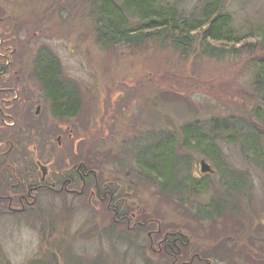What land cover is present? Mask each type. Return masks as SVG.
<instances>
[{
  "label": "rangeland",
  "instance_id": "obj_1",
  "mask_svg": "<svg viewBox=\"0 0 264 264\" xmlns=\"http://www.w3.org/2000/svg\"><path fill=\"white\" fill-rule=\"evenodd\" d=\"M198 2L180 0V5L191 12ZM224 4L238 23L264 25V0H224ZM89 10L85 0H0V66H6L4 57L15 52L10 59L14 60L12 83L0 77V87L13 86L21 77L19 85L27 86L26 91L46 106L41 89L30 78L38 50L46 48L59 60L63 78L78 88L85 108L105 110L108 102L122 95L121 106L137 110L133 116L137 127L133 130H129L134 125L130 119H116L119 144L127 140L130 148L124 161L127 172L133 169L138 151L146 163L152 156L148 147L158 137H168L176 144V150L169 145L151 147L152 170L171 187L165 189L155 182L158 179L136 172L131 191L137 204L149 217L162 222V228L190 234L210 246L208 253L213 249L212 260L218 264H224L226 258L219 248L227 245L247 246V264H264V167L252 161L239 144L226 143L216 134L207 133L213 137L214 148L219 146L220 157L215 161L194 148L183 134L186 125L203 126L209 131L218 119L235 118L254 125L264 135V126L257 124L251 114L258 103L251 82L253 60L260 49H245L237 57L223 59L202 57L198 51L184 55L154 43L104 49L95 42ZM90 133L77 143L82 152L101 148ZM193 135L198 138V134ZM136 136L139 138L134 139ZM262 144L264 147V138ZM202 160L213 172L198 178L194 169L200 171ZM46 211L50 218L44 221L41 217H0V264H38L48 255L44 241L48 234L53 235L51 246L56 248L57 257L64 255V260L78 255L82 260L94 261L104 251H116L128 264H145V260L147 264H160L161 259L167 262L161 254L139 252V246L124 255L118 246L113 250L107 239L104 246L99 238L90 239L88 235L86 239L84 225L92 210L84 203L75 202L69 209L57 202ZM115 258L109 264H116ZM237 264H241L240 259Z\"/></svg>",
  "mask_w": 264,
  "mask_h": 264
},
{
  "label": "flooded vegetation",
  "instance_id": "obj_2",
  "mask_svg": "<svg viewBox=\"0 0 264 264\" xmlns=\"http://www.w3.org/2000/svg\"><path fill=\"white\" fill-rule=\"evenodd\" d=\"M14 54L4 57L6 66H0V77L8 83H12L14 60L10 59ZM33 73L30 78L41 89L44 101L41 100L46 106L30 90L26 91L27 86L19 85L21 77H17L18 83L13 86L0 87V217L12 215L17 220L41 217L44 221L50 218L45 213L49 205L59 202L70 209L71 204L81 202L92 210L84 225L86 234L90 239L99 238L101 246L106 239L113 250L118 246L130 252L139 246V252L149 251L168 258L165 264H218L212 260L213 249L208 253L210 246L190 234L162 228V222L149 217L137 204L131 189L135 186V173L145 174L137 158L142 152L138 151L133 169L127 172L124 161L130 148L127 140L119 144L116 130V119H130L134 123L137 110L133 111L129 105L122 107V95L115 102H108L105 110L87 109L78 91L79 109L75 115L57 117L52 112L55 104L47 99L36 79L35 63ZM136 127L134 123L129 130ZM89 132L101 143V148L82 152L77 143L86 140ZM167 140L158 137L148 147V153L151 147ZM194 172L198 178L212 173H201L197 167ZM155 182L166 186L162 180ZM155 225L157 228H153ZM219 249L226 256L224 264H237L239 259L241 264L248 263L247 246L227 245Z\"/></svg>",
  "mask_w": 264,
  "mask_h": 264
},
{
  "label": "trees",
  "instance_id": "obj_3",
  "mask_svg": "<svg viewBox=\"0 0 264 264\" xmlns=\"http://www.w3.org/2000/svg\"><path fill=\"white\" fill-rule=\"evenodd\" d=\"M85 2L90 8L89 17L93 23L95 42L104 49L120 46L141 47L154 43L170 47L184 55L198 51L202 57L217 59L237 57L245 49H260V55L253 60L254 75L251 82L258 95V103L253 106L251 114L257 124L264 126V25L253 27L248 21L238 23L225 7L224 0H199L191 12L182 9L180 0H85ZM35 69L36 79L45 96L55 104L52 108L54 115L65 117L72 113L74 116L79 109L78 88L63 78L61 65L56 56L50 50L41 48L35 60ZM217 122L216 127L209 128V131L203 126L186 125L183 129L186 141L192 142L194 148L218 161L219 146L215 145L214 148L213 137L207 134L213 133L226 143L239 144L252 161L264 167L262 144L264 135L254 125L236 121L235 118L218 119ZM194 133L200 137L199 141L198 138L194 139ZM203 138L206 144H203ZM167 139V142L163 141L156 148L169 145L176 150L175 141L168 137ZM150 154L152 156L146 159V163L139 154L138 165L145 174L155 180H161V175L152 170L150 161L153 160L154 154L152 151ZM166 187L168 189L171 186L163 188ZM219 198L224 200L223 197ZM48 227H51V223ZM44 233L45 228L42 229V234ZM46 233L48 234L47 231ZM52 237V234H48L44 239L47 240L49 251L42 260L43 263L39 264H83L82 261H86V264H109V261L114 260V258L111 260L113 256L116 257L114 263L128 264L124 258H119L116 251H104L94 261L87 258L82 260L78 255L70 260H64L67 257L64 255L63 258L57 257L56 248L51 246ZM85 238L88 239L87 234ZM147 262L143 261L146 264ZM160 264H165V260L161 259Z\"/></svg>",
  "mask_w": 264,
  "mask_h": 264
},
{
  "label": "water",
  "instance_id": "obj_4",
  "mask_svg": "<svg viewBox=\"0 0 264 264\" xmlns=\"http://www.w3.org/2000/svg\"><path fill=\"white\" fill-rule=\"evenodd\" d=\"M200 170L202 173H208L212 171V168L205 160H202L200 163Z\"/></svg>",
  "mask_w": 264,
  "mask_h": 264
}]
</instances>
